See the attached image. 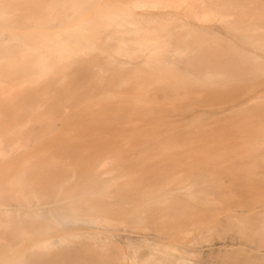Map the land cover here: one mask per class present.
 <instances>
[{"label": "bare ground", "instance_id": "bare-ground-1", "mask_svg": "<svg viewBox=\"0 0 264 264\" xmlns=\"http://www.w3.org/2000/svg\"><path fill=\"white\" fill-rule=\"evenodd\" d=\"M258 112L264 0H0V264H264L240 238L264 209L227 216L238 238L176 245L177 193L203 185L140 162Z\"/></svg>", "mask_w": 264, "mask_h": 264}, {"label": "rangeland", "instance_id": "rangeland-1", "mask_svg": "<svg viewBox=\"0 0 264 264\" xmlns=\"http://www.w3.org/2000/svg\"><path fill=\"white\" fill-rule=\"evenodd\" d=\"M57 29L60 28L54 30ZM53 76L57 79L61 77L60 74ZM255 118L256 122L247 128H235L236 124L233 125L232 122L231 127L210 126L201 129L195 126L193 129H183L178 133L183 136L182 140L152 145L150 153L145 155L146 158L140 159L141 163H148L152 171L155 167H170L165 169L168 173L178 175L180 179L189 176L191 182L203 185L202 188L193 187L192 196L185 192L177 193L187 210L182 211L187 219H184L186 229H192V233L179 234L181 229H175L176 234L185 240H173L172 243L194 248L202 243L238 238L240 234H237L235 229L223 227L222 223L231 219L227 216L237 213L236 208L243 211V208L253 206L256 212L264 209V166L253 172V164L258 161L247 153V148L260 145L256 144L255 140L264 132V113L258 112ZM73 119L76 120V116ZM190 134L192 140L187 136ZM122 179H119V182L121 180L123 183ZM218 211L222 213L220 217L226 219H213V215ZM218 221L221 225H218ZM177 222H180L177 217L167 218L169 224L175 225ZM206 227L209 230L199 235ZM240 238L246 244H252L245 246L247 248L258 246L257 248L264 249V230L257 242L248 241L244 236ZM257 248L252 251L254 254L261 251Z\"/></svg>", "mask_w": 264, "mask_h": 264}]
</instances>
